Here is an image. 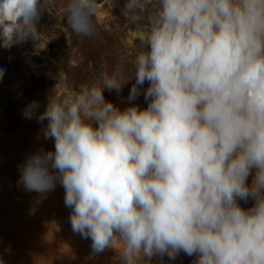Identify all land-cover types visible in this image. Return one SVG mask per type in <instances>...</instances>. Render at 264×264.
<instances>
[{
  "label": "clouds",
  "instance_id": "clouds-1",
  "mask_svg": "<svg viewBox=\"0 0 264 264\" xmlns=\"http://www.w3.org/2000/svg\"><path fill=\"white\" fill-rule=\"evenodd\" d=\"M49 2L0 0V48L39 41ZM95 9L69 0L73 29L89 34ZM149 9L130 106L105 100L129 80L108 72L53 92L42 112L31 101L23 115L54 149L30 155L19 183L46 194L59 182L72 231L121 264L181 252L264 264V0H125L122 13L138 22ZM142 89L143 108L131 103Z\"/></svg>",
  "mask_w": 264,
  "mask_h": 264
},
{
  "label": "rangeland",
  "instance_id": "rangeland-1",
  "mask_svg": "<svg viewBox=\"0 0 264 264\" xmlns=\"http://www.w3.org/2000/svg\"><path fill=\"white\" fill-rule=\"evenodd\" d=\"M119 1L96 0L93 28L85 35L71 25L69 0H50L38 21L39 41L0 48L4 69L0 78V259L4 264H121L116 250L96 253L90 239L72 231L71 209L64 204L59 182L46 194L26 191L19 183L20 166L30 155L54 149L53 140L43 137L45 124L23 115L31 101L39 102L37 113L42 112L53 92L62 96L67 87L97 82L102 72H108L129 80L119 93L105 90V100L120 109L130 106L128 94L135 82L130 78L135 56L144 48L150 9L133 22L123 13L115 15ZM131 103L146 107L143 89ZM238 203L249 208L253 201ZM195 259L181 252L174 260L154 256L148 264H194Z\"/></svg>",
  "mask_w": 264,
  "mask_h": 264
},
{
  "label": "trees",
  "instance_id": "trees-1",
  "mask_svg": "<svg viewBox=\"0 0 264 264\" xmlns=\"http://www.w3.org/2000/svg\"><path fill=\"white\" fill-rule=\"evenodd\" d=\"M125 0H120L118 3V11L116 12V16L119 17L120 13H122V9L124 6Z\"/></svg>",
  "mask_w": 264,
  "mask_h": 264
}]
</instances>
